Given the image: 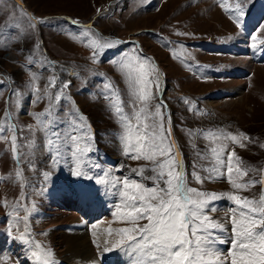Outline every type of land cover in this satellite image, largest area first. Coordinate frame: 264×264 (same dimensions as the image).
<instances>
[{
	"label": "rangeland",
	"instance_id": "1",
	"mask_svg": "<svg viewBox=\"0 0 264 264\" xmlns=\"http://www.w3.org/2000/svg\"><path fill=\"white\" fill-rule=\"evenodd\" d=\"M237 5L242 27L233 19ZM141 65L159 75V92L148 76L147 112L163 105L186 186L217 196L204 214L224 225L214 230L215 249L221 259L229 256L231 221L241 211L230 197L259 201L264 195V0H0V264H43L48 251L51 264H134L112 247L120 239L116 230L130 226L120 219V193L125 178L152 187L133 170L152 175L153 164L124 154L115 106L136 124L134 111L145 107L132 95L133 87L143 89L135 84ZM49 109L40 120L64 122L61 133L73 132L76 120L81 149L75 155L62 149L55 162L47 147L51 133L37 119ZM233 152L231 180L247 188L230 182ZM77 170L83 175H74ZM60 213L72 217L64 221ZM65 232L85 233L96 259L79 253L65 261L71 258Z\"/></svg>",
	"mask_w": 264,
	"mask_h": 264
},
{
	"label": "snow or ice",
	"instance_id": "2",
	"mask_svg": "<svg viewBox=\"0 0 264 264\" xmlns=\"http://www.w3.org/2000/svg\"><path fill=\"white\" fill-rule=\"evenodd\" d=\"M243 15V10L237 5L233 15L237 27H242ZM114 43L120 42L115 41ZM93 46L100 45L94 44ZM149 75H152L156 81L157 92L160 91L158 73L154 69L152 72L146 73L141 65L135 78V84H142L143 89L138 92L133 87L132 95L145 107L134 111L133 116L136 124L131 123L130 118L123 114V109L118 105L115 106V113L121 116L125 130L122 137L124 154L133 160L144 159L152 162L153 167L150 170L152 175H145L143 168L133 171L137 173L141 181H151L153 186L148 187L143 182L129 178L123 180V191L120 195L125 203L120 219L130 226L116 230L120 239L113 243L112 247L121 248L134 257V264H264V195L259 201L248 200L238 195L230 197L241 209L240 218L237 219L234 216L231 221L232 233L235 237L232 240L233 249L228 257L221 259L215 249L217 235L214 230H223L224 225L204 214L211 201L217 199V196L213 193L198 192L196 189L186 186L185 168L179 153L173 151L175 144L170 139L171 128L164 127L163 114L160 111L163 105H157V110L154 113L147 112L146 105L152 98V94L148 90L151 85V81L148 79ZM130 79H132L131 75ZM69 83L63 84L61 92L69 86ZM55 84V79L49 81L50 86L55 87ZM107 87L111 92L112 86L107 85ZM40 98L37 97V99ZM106 98L110 99V97ZM56 99L61 100L62 95L58 93ZM50 113L51 109L47 113L38 114L37 119L40 120L41 116L47 117ZM69 115L74 116L73 113H69ZM79 119H83V117ZM40 123L46 131L51 133L47 147L49 152L54 155V162L61 159L64 154L62 149L72 150L73 155L77 151H81L77 144V137L73 134L76 130L75 119L72 124L73 132L67 134L58 130L60 124L64 123L62 121L50 120L48 124H44L43 120H40ZM2 131L3 129L0 128V133ZM244 138L247 139V137ZM67 140L76 144V148L72 149V145L66 143ZM231 140L239 143L236 136H231ZM12 143L15 157V136L12 137ZM88 150L90 151V149ZM212 151L215 153L216 149L213 148ZM234 156V152L229 154L227 168L232 187L234 189L247 188L248 184H240L231 180ZM237 172L239 173V169ZM74 175L81 176L83 173L77 170ZM193 175L197 182H204L195 172ZM208 179H212V177H208ZM117 184H120V181H116L113 188ZM141 221H146V223L141 224ZM109 234H111V230ZM17 238L22 239V237ZM23 242L29 243L27 240ZM93 243L96 244V240H93ZM107 243L106 240L105 244ZM97 246L99 247V245ZM36 247L39 248L40 245L37 244ZM103 250L108 252L110 249L105 247ZM32 255L35 261L42 260L40 253L34 251ZM50 256L51 252L48 251L43 259V264H51L47 259Z\"/></svg>",
	"mask_w": 264,
	"mask_h": 264
},
{
	"label": "bare ground",
	"instance_id": "3",
	"mask_svg": "<svg viewBox=\"0 0 264 264\" xmlns=\"http://www.w3.org/2000/svg\"><path fill=\"white\" fill-rule=\"evenodd\" d=\"M16 54L17 53H13V52L12 53H8L7 57H13V56H16ZM232 91L234 92V90H232ZM235 91L238 92V90H235ZM22 107L23 108H27V102H25ZM225 204H226V207H227L228 206V202L225 203ZM60 215H61L60 217L65 218L64 221L69 220L72 217V214L71 215H67V214L60 213ZM66 235H68L70 237H65ZM85 235L86 234L83 233V232H73L72 234H67L65 232L64 234H61V236L63 237V240L65 241V244H66V251L71 254V258L70 259L64 258L65 261H69V260L72 261L73 258L79 256V253H81V255H83L82 258H85L86 260H88V259H96V256H93L94 253H91V246H90L89 242H86L87 239L84 238ZM59 239H61V238H59ZM61 244H62V242H61Z\"/></svg>",
	"mask_w": 264,
	"mask_h": 264
}]
</instances>
